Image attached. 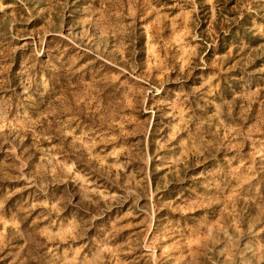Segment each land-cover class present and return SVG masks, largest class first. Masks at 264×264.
<instances>
[{"label":"rangeland","instance_id":"1","mask_svg":"<svg viewBox=\"0 0 264 264\" xmlns=\"http://www.w3.org/2000/svg\"><path fill=\"white\" fill-rule=\"evenodd\" d=\"M0 264H264V0H0Z\"/></svg>","mask_w":264,"mask_h":264},{"label":"trees","instance_id":"2","mask_svg":"<svg viewBox=\"0 0 264 264\" xmlns=\"http://www.w3.org/2000/svg\"><path fill=\"white\" fill-rule=\"evenodd\" d=\"M234 1H232V3H233Z\"/></svg>","mask_w":264,"mask_h":264}]
</instances>
